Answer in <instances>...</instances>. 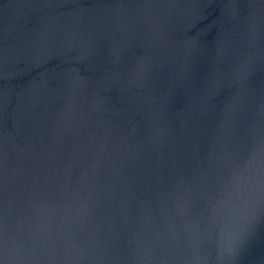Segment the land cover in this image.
Here are the masks:
<instances>
[{
    "label": "water",
    "instance_id": "water-1",
    "mask_svg": "<svg viewBox=\"0 0 264 264\" xmlns=\"http://www.w3.org/2000/svg\"><path fill=\"white\" fill-rule=\"evenodd\" d=\"M0 264H264V0H0Z\"/></svg>",
    "mask_w": 264,
    "mask_h": 264
},
{
    "label": "clouds",
    "instance_id": "clouds-1",
    "mask_svg": "<svg viewBox=\"0 0 264 264\" xmlns=\"http://www.w3.org/2000/svg\"><path fill=\"white\" fill-rule=\"evenodd\" d=\"M250 209V205H244L239 207L236 212H237V220L239 222H242L245 219V213Z\"/></svg>",
    "mask_w": 264,
    "mask_h": 264
}]
</instances>
